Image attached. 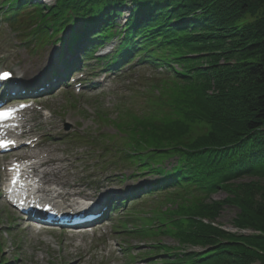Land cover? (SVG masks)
I'll use <instances>...</instances> for the list:
<instances>
[{
  "label": "trees",
  "instance_id": "16d2710c",
  "mask_svg": "<svg viewBox=\"0 0 264 264\" xmlns=\"http://www.w3.org/2000/svg\"><path fill=\"white\" fill-rule=\"evenodd\" d=\"M0 4L6 8L0 10L6 21L32 8L28 20L36 21L33 34L41 42L70 27V43L84 37L83 55L111 38L116 21L127 9L119 47L109 65L139 57V66L155 71L152 87L161 91L154 97L170 92L171 102L157 108L159 115L179 118L172 124L125 125V118L134 117L126 112L115 126L124 136L126 130L137 133L127 140L130 144L120 159L135 169L133 177L153 179L147 193L162 192L169 202L184 194L191 199L202 196L195 201L196 211L186 215L185 210L175 209L176 216L160 223L163 227L157 230V234L170 233L181 247L188 244L201 251L173 249L167 252L172 261L166 258V263L264 264V205L259 207L262 217L256 220V236L235 237L195 221L228 204L241 211L239 224H243V216L250 217L251 202H245L239 181L264 180V0H55L52 5L41 0H0ZM93 32L95 36L88 38ZM182 94L184 98L177 100ZM148 102L153 108V99ZM183 119L199 122L205 129L196 136H175L174 141L160 134L159 130L177 126ZM145 123L151 126L139 131ZM221 191L231 199L212 203L209 209L204 205L207 215L200 216L204 201ZM167 224L170 230H163ZM185 225L197 226L187 239L181 237ZM0 264L11 263L1 257Z\"/></svg>",
  "mask_w": 264,
  "mask_h": 264
},
{
  "label": "rangeland",
  "instance_id": "374dc122",
  "mask_svg": "<svg viewBox=\"0 0 264 264\" xmlns=\"http://www.w3.org/2000/svg\"><path fill=\"white\" fill-rule=\"evenodd\" d=\"M44 1L46 3L53 2V0ZM31 10L20 12L21 19H25L23 24H13L0 19V68L10 70L15 64H21L28 68L30 63L40 55L46 56L50 63L53 54L55 56L60 49L61 44L58 39L65 38L67 30L52 37L48 40L49 42L46 40L39 47H33V44L22 41L27 37L26 35H29L26 42L32 40L29 32L33 30L32 27L36 21L25 23L28 21L26 18L30 16H26V14ZM123 11L124 15L116 21L120 26V28L116 26L117 32L124 26L127 18V9ZM117 44V38L110 40L95 57L108 54ZM136 61L137 58L125 71H121V74L118 72L113 76L107 75L108 78L96 90L83 88L79 93L77 92L78 94L70 88L60 93H55V90H52V95L37 103L30 114V125L36 122L33 128L36 136L43 140L50 134L48 137L51 138H46L45 145L40 148V151L50 148L51 155L60 161L55 163L52 168L59 170L58 178L61 183L68 184V186L75 185L84 190L85 194L94 198H99L100 192L104 190L122 194L115 198L123 199L121 202H123L124 211L115 215L117 220L113 221L106 230L107 234H110L111 241L108 245H105L103 238L98 241L100 232H97L92 239L70 238L60 233L33 234L23 226L21 221L17 220V216L3 204L0 198V258L2 257L11 264H76L78 258H81L79 264H168L166 258L169 262L172 260L167 252H175L173 249L183 253L188 250H197L196 246L188 244L181 247L176 238L168 235L170 233L157 234V230L163 227L160 223L168 222L171 217L176 216L172 213L175 209L185 210L186 215L196 211L195 201L202 196L191 199L190 195L184 194L183 197L171 199L177 200L172 202H169L166 196L158 195L162 193L143 197L146 193L144 190L148 188L153 179L150 177L130 178L135 173V169L120 159L122 150L130 144L127 140L132 136V133H137L126 130L127 136H124L123 132H119L115 126L121 117L125 118L126 112L129 111L134 117L122 119V124L125 125L136 124L139 121L172 124L173 120L179 118L178 115L175 117L168 114L159 115L157 108L160 109L163 104L167 107L171 102L169 101L171 99L170 92L164 93L159 98L154 97L158 96L161 91V87H152L157 77L150 68L137 66ZM85 66L93 67L89 71L96 73L101 70L99 68L102 67V64L92 59L87 61ZM42 70L38 71L37 77L46 73L45 70ZM158 72L161 73V70ZM28 74L25 75V82L36 80L34 74L30 72ZM172 89L174 91L177 87H172ZM182 90L185 91L184 88ZM183 96L184 94L176 99L182 100ZM150 99H153V108L151 107L152 102H148ZM167 110L168 108H166ZM145 124L139 126V131L151 126ZM176 124L177 126L169 125L167 129L159 128L165 129L159 130L160 134L164 137H172L167 139L174 141L175 136L179 138L188 135L196 136L205 129L199 122L189 123L184 119L182 122L177 121ZM133 126L135 128L136 125ZM170 163L172 160L164 162V166L168 167ZM239 183H243L245 202L248 204L251 202L250 208L247 210L251 218L244 215L243 224H239L242 220L240 218L241 211L235 205L228 204H222L218 212H211L210 216H201L207 215L204 205L209 209L213 207L212 203H222L231 199L229 194L221 191L212 195L210 200L204 201L199 212L201 217L195 218L197 224L204 225L203 220H206L207 224L213 225L211 228L235 237L259 235L257 232L259 228L255 225H257L256 220L262 217L259 207L264 205V180L245 178ZM101 184L103 187H99ZM125 189L130 191L126 193ZM131 193L137 195L134 198L127 197ZM140 194L143 195L138 197ZM132 198L135 199L133 208L130 205ZM141 201L143 203H140ZM134 208L137 210L133 215L140 219L136 225L132 229H125L122 233L111 232V227L120 226L117 224L118 221L128 224L126 213ZM143 225L148 226V230L142 233V236L127 233L140 229ZM127 226L132 225L128 224ZM196 227L194 226L192 229L185 225L182 228L184 232L181 237L183 239L190 238L196 232ZM165 229L170 230L169 224L164 226L163 230ZM164 247L169 250H163ZM121 251L125 253V256ZM253 262V264H259L257 261Z\"/></svg>",
  "mask_w": 264,
  "mask_h": 264
},
{
  "label": "bare ground",
  "instance_id": "6f19581e",
  "mask_svg": "<svg viewBox=\"0 0 264 264\" xmlns=\"http://www.w3.org/2000/svg\"><path fill=\"white\" fill-rule=\"evenodd\" d=\"M52 65L53 64H51V66ZM48 66H49L48 58L46 56L44 57L43 55H40L36 59H34L32 63H30L28 67V71L27 68L26 69L23 68L24 66H21L20 71H22V73L25 74L30 72L31 74L36 75L38 71H41V69H43L42 71H44ZM31 69L34 70L31 71ZM20 74L21 72H17L16 74H14L13 78H16L18 81ZM50 123L52 124V121ZM31 143L34 144V141H31ZM35 147L36 145H33V148ZM46 152H48V155L43 156L44 159L40 161L38 164L36 165L33 164L28 169L27 174L34 175V179L38 181L37 182L38 188L41 189L42 192L45 194L38 196L43 198L42 201H44L45 203H47L48 206L54 209H57L59 211L66 210L67 212L72 205L76 206L81 202L76 200L78 197H81L82 199H86L90 197V195L85 194L84 190L78 187L76 188L75 185L69 187L68 184L61 183V181L57 178V175L59 174L58 169H52V170L44 169L43 171H40V168L42 167L46 168L49 167L50 165L54 166L55 163L60 162L58 159L53 158L49 151L46 150ZM34 155L35 154L31 156ZM36 180H34V182H36ZM110 182L113 181L110 180ZM54 185L57 189L52 187ZM45 186L48 188L46 189ZM99 187H103V184H101ZM113 193H114L113 191H109V190H104L103 192H100V200L103 199L105 200L106 198H110V196H112ZM13 201L14 203L18 204L17 197H13ZM80 260L81 258H78L76 264H79Z\"/></svg>",
  "mask_w": 264,
  "mask_h": 264
},
{
  "label": "snow or ice",
  "instance_id": "6c2138e0",
  "mask_svg": "<svg viewBox=\"0 0 264 264\" xmlns=\"http://www.w3.org/2000/svg\"><path fill=\"white\" fill-rule=\"evenodd\" d=\"M10 74L8 72H4L2 75H0V79H6ZM13 110L9 109L3 113H0V115L7 116L10 115ZM6 146V144L0 143V147Z\"/></svg>",
  "mask_w": 264,
  "mask_h": 264
},
{
  "label": "built area",
  "instance_id": "2783aa9c",
  "mask_svg": "<svg viewBox=\"0 0 264 264\" xmlns=\"http://www.w3.org/2000/svg\"><path fill=\"white\" fill-rule=\"evenodd\" d=\"M204 223H206L207 224V222L206 221H204ZM212 224V223H211ZM213 226V225H212Z\"/></svg>",
  "mask_w": 264,
  "mask_h": 264
}]
</instances>
